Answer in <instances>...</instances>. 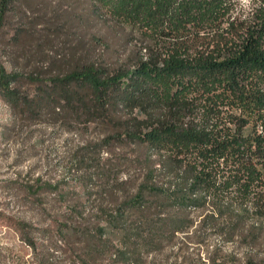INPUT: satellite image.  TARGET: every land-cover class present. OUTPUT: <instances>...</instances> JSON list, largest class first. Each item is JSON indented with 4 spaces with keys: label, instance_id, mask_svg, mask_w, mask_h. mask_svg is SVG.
<instances>
[{
    "label": "trees",
    "instance_id": "trees-1",
    "mask_svg": "<svg viewBox=\"0 0 264 264\" xmlns=\"http://www.w3.org/2000/svg\"><path fill=\"white\" fill-rule=\"evenodd\" d=\"M22 1L33 0H0V30ZM90 1L124 30V59L80 44L54 71L0 66V97L17 117L69 131L96 124L97 146L134 152L125 168L140 181L111 183L104 223L62 237L64 251L78 245L69 264H264V0ZM204 232L262 255L179 257L187 244L177 236Z\"/></svg>",
    "mask_w": 264,
    "mask_h": 264
},
{
    "label": "rangeland",
    "instance_id": "rangeland-1",
    "mask_svg": "<svg viewBox=\"0 0 264 264\" xmlns=\"http://www.w3.org/2000/svg\"><path fill=\"white\" fill-rule=\"evenodd\" d=\"M242 3L247 6L248 0ZM93 13L90 0L18 3L0 30V66L23 75L54 71L80 44L108 63L124 59L130 49L124 30ZM34 87L22 81L23 91ZM102 137L96 124L69 131L46 120L17 117L0 97V264H69V255L79 253L78 245L71 243L64 251L62 237H86V231L104 223L97 211L112 200L106 196L111 183L125 180L128 173L132 184L140 181L137 172L125 168L134 155L132 147L107 152L96 145ZM84 156L87 162L81 166ZM111 166L115 169L108 175ZM206 233L179 234L187 244L179 257L207 259L215 250L219 261L262 255L260 248L238 239L226 242ZM203 239L205 243L197 244ZM29 240L36 243V252Z\"/></svg>",
    "mask_w": 264,
    "mask_h": 264
}]
</instances>
